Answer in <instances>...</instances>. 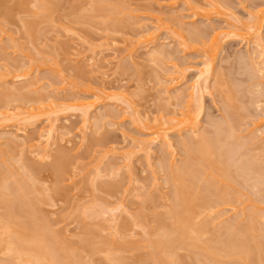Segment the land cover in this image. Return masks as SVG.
Masks as SVG:
<instances>
[{
    "label": "rangeland",
    "instance_id": "1",
    "mask_svg": "<svg viewBox=\"0 0 264 264\" xmlns=\"http://www.w3.org/2000/svg\"><path fill=\"white\" fill-rule=\"evenodd\" d=\"M208 1L190 0L188 5L184 0H42L46 7L48 6L42 10L41 4L38 5L41 1L38 0H0V109L6 107L4 110L8 109L11 113L6 117H0V135L4 133L5 135L2 136L7 135L9 137L12 133H15L16 128H22L21 125H26L25 136L34 139L38 129L46 127L50 119H56L55 122L58 125L56 142L51 146L50 157L45 155V159L44 157L41 158L42 155L39 157L40 152L37 155L38 152L33 151L36 145H33V149L29 145L37 144L36 140L29 143L26 142L24 135L23 138H19L21 135H18L17 138L19 139L15 138L16 142L11 141V144H7L3 139L0 142V177H7L8 187L13 184L16 177L26 182L29 181L31 186L27 183L30 190L33 188L28 194L30 204L18 209L21 215V218H17L18 221L21 219L19 222L38 225L44 230L45 236L48 235L47 238L51 235L49 240L52 239L51 242L55 247L65 249L64 252L67 251L69 256H73L74 262L77 261L76 264H119V261L120 264H141L144 260L145 262L142 264H161L158 257H156V255H159L160 250L158 249V251L151 244L159 237L156 235H160L165 230H170V225L175 220L171 210L174 205L173 190L180 188L182 185L184 186V181L181 184L180 179L177 182L170 179L169 169L170 167L171 169H174L172 167L177 168L180 164V167H185V161L191 159L184 152L186 148L184 149L178 142L181 139L190 138L191 135L195 138L197 132V135L200 136L205 131L210 134L213 132L211 135L208 133V137L211 136L210 138L218 135L216 145L223 146L221 150H223V154H226V161L231 158L234 159L230 160L232 162L227 161V163L229 162L226 165L227 168H224L225 170L222 172H216V174L215 172L212 173L211 170L209 172L206 168L205 172L202 171L204 167L200 169L199 173L196 171L199 178L195 177L197 180L194 179L195 185L201 184L205 188L208 186L207 182L209 181L212 185L216 183V187L209 185L212 186V188L209 187V193H200L198 200L200 201L209 196L206 197L207 201L212 199V201H216L218 194L224 190L227 195L221 194L226 202L221 200V202H218L221 205H214L216 206L214 208L213 206L211 208V205L207 203V205H202L197 209L198 213L193 215L192 224L197 228L202 225L203 228L206 221L209 222L210 219L212 225L208 224L211 228L209 231L206 228L202 229L206 232L201 233L202 238H198L200 242L197 243L196 241L197 247L194 249L187 247L186 244L185 246L184 244L177 245L173 252L176 251L171 253V256L174 254L175 259L173 258V261L176 264H210L211 262L209 263L208 259L204 260L205 254H201L204 249L201 250V246L206 245L210 239L211 244L216 242L217 246H220L218 242L224 240L227 235L229 237L233 235L231 238L236 237H234L236 245H239V242L241 243L240 248L244 243L242 241L246 243L243 244V247L249 245L246 247L251 250V257L248 259V254L246 259L245 257L238 259V255L229 258V254L226 255L225 251L223 252L220 249L221 251L218 250L215 255L218 257H216L218 264H238L239 262V264H263L264 248L261 247L263 250L259 252L256 244H264V217H262L264 215V169H261L264 168V131H262L263 128L260 131L256 130L253 121L257 120L258 116H264V90H262L264 89V64H261L260 57H256V54L252 55L254 64L251 61L252 59L249 60L251 55L249 57L247 54H251L253 52L251 48L254 47V44H251L253 40L251 37L246 35H240L238 38L227 37V40L222 43L223 47L219 49L214 61L215 68H219L215 70L217 72L223 71V78L220 79L222 84L220 83V87L215 85L217 79L211 78V83L208 84L209 88L203 90L202 104L204 106L201 110L200 127L195 134H189V131L186 130L181 133H176V130L169 131V137L174 144H177L172 147L173 150L170 149L173 153L170 150L166 153L163 151L164 149H159L160 144H153L150 150L151 155H148L150 159H148V162H146L145 151L140 150L138 146V148L136 147L140 140L147 141L150 136L148 132L141 129L138 120L145 121L148 119L152 121L153 118L161 116L165 118L174 115L180 116L179 111L186 105L188 98L186 96L175 97V93L185 89V86L197 76V69L202 67L203 61H205V44L202 40L208 39L209 36L210 39L211 33L218 29V26L223 28L229 23L226 21L227 16H231L233 19L236 18L240 22H246L250 17L255 18L250 16V14L254 15L251 10L258 9L259 4L264 3V0H222L227 5L226 8L230 7L234 12L224 10L225 5L222 4L223 7L217 6L219 13L211 12L206 14L209 15L206 18L196 16L193 7L197 5L199 9L202 6V9L205 8L204 10L211 8V11H213V1ZM51 2H54V4ZM222 15L226 16V20ZM251 19L250 21L254 20ZM118 20L119 23H117ZM229 21L232 22L233 20L229 19ZM26 22H29L28 25ZM150 22H153V24L156 22L155 25L159 24L160 26L156 30L158 40L146 44V41L142 40L145 39L142 33L151 25ZM144 23L148 26L146 29ZM237 25L236 29L240 28V25ZM151 27H149V30L153 29L154 25ZM197 28L200 29L197 30ZM190 29L194 30L195 32H193L197 36H201V32H203V35L193 39L196 38V34L191 35L188 32ZM143 30L144 32H141ZM176 30L181 31L183 40L177 36ZM139 34L143 36L142 39ZM261 36L264 40V22L262 23ZM136 38L138 44L135 42ZM139 39L143 42H140ZM186 40L191 43L195 42L196 46L194 43L195 47H191V43ZM155 47L163 51V55L160 53L161 58H157L161 60L156 61L155 59L156 62L149 54ZM240 53L241 55L238 57ZM157 56L160 57L158 53ZM175 64L177 65L176 68L174 67ZM175 69H178L180 73L174 72ZM257 69L258 71H256ZM23 71H28L27 77L24 76L26 74ZM166 72H173L171 75L174 76L179 75L181 81L174 88L172 87L173 89L170 88L167 91L165 89L168 87L170 80H167L168 75ZM21 73L24 74V77L19 76L22 75ZM219 74L222 73H218L217 76ZM33 81L36 84L28 87L27 85ZM215 86L219 88L217 87V89ZM85 87H91L94 91L84 94L82 88ZM100 87L109 95L106 97L103 94H99L100 97L94 96L93 93H97ZM120 93L126 95L125 97L130 98L135 103V108L137 107L141 116L131 113V109L124 103L117 101L120 99L118 98ZM259 94L262 95V98ZM53 95H56L55 98L59 97L60 101L64 98L67 99L69 96L76 98L81 96L87 97L88 100L93 99L94 103L97 102L93 109H90V111L92 110L90 115L97 114L100 117L99 125L96 120L93 121L92 119L95 122L94 127L92 125L89 130H86L84 142L81 141V116L79 112L73 108L62 107V105V108L57 109L58 111L49 112L53 108L50 107L52 106L49 103L51 100L48 99ZM110 95L111 97H108ZM2 97L5 100L4 102H2ZM62 97L63 99H61ZM55 100L52 99V101ZM60 101H56L58 103L55 102L57 105H54L60 106L62 103V101L59 103ZM68 102L65 105L68 106ZM69 103L71 104V101ZM191 104L194 106L196 102L192 101ZM15 111L20 112L21 115L25 114L22 117H27L25 118L27 121L20 114L13 116ZM99 114H102V117ZM11 115L14 118H9ZM29 116H32V119ZM133 118H137L135 119L136 122ZM22 120L24 122H21ZM100 126L101 128H99ZM158 150L165 153H160ZM130 151L132 152L129 153V166H126L127 160H123V156H125L123 152L127 154ZM190 159L187 162L188 164L193 163V160ZM110 163L113 164L110 165ZM110 167L114 169L111 170ZM180 167L176 169V175ZM196 172H193L194 175H196ZM204 173L208 175L212 173L214 179L212 176H208V181L202 182L204 178L202 174ZM12 176L15 177L14 180H11L13 179ZM216 176L217 178H221V176L223 178L217 180ZM186 183L188 182L186 181L185 185ZM33 184L34 186H32ZM217 187L218 191L216 190ZM8 191L10 190L7 189ZM215 194H217V197ZM118 204H121L118 209L114 212L113 210L109 211L110 208L113 209ZM1 206L0 214L4 209L3 205ZM218 206L219 208H217ZM211 209H214L213 212L210 211ZM28 210H31L34 214L32 216L31 214L27 215ZM83 211L84 213H82ZM90 211L91 213H88ZM94 212L96 216L93 214ZM218 214L223 216L216 219L217 222L220 221L221 223H215L216 220L212 219L214 215ZM230 223L232 225H229ZM247 224L249 226L253 224L251 230ZM221 225H235L237 229L235 231L234 228L228 230L226 234H224L226 230L223 229L224 231L219 232L220 236L219 233L211 234L214 229L217 230ZM245 228L249 229L246 233L245 230L247 229ZM54 229L57 231V236ZM219 238L222 239L217 242ZM88 239H90L89 242L95 244H92V251H90L91 247L87 245L89 243ZM199 244L200 246H198ZM263 244L261 245L263 246ZM205 245L202 248H205ZM253 246L257 247L253 248ZM113 248L117 249L114 250ZM112 249L116 251L114 252L115 255L120 257L117 258L119 261L117 259L114 261L115 255L113 258L110 256V254H114ZM111 251L112 253H110ZM76 252L79 254L77 255ZM153 253L158 254L153 255V257L151 255ZM3 254L0 253V260L10 256L7 253ZM6 254L7 256H5ZM80 256L79 261L76 257ZM105 256H107V260ZM227 257L229 259L226 260ZM10 259L12 258L6 260ZM3 262L5 263V261ZM10 262L12 261L7 263Z\"/></svg>",
    "mask_w": 264,
    "mask_h": 264
},
{
    "label": "bare ground",
    "instance_id": "2",
    "mask_svg": "<svg viewBox=\"0 0 264 264\" xmlns=\"http://www.w3.org/2000/svg\"><path fill=\"white\" fill-rule=\"evenodd\" d=\"M38 1H41L42 2V0H38ZM50 1V0H49ZM93 1V0H92ZM95 1V0H94ZM188 5H189V3H190V0H184ZM207 2H209L208 0H206ZM211 2H212V4H213V6H214V8L212 7V10L213 11H211V8H209V9H206V10H204L205 8L203 7V9L200 7V9H199V7H193V9H194V14L197 16V15H199V16H201V17H207V16H209V15H206V14H209V13H211V12H214V13H219V10L217 9V6H222V4L223 5H225L224 3H223V1L222 0H210ZM38 3V5L39 4H41L40 6L42 7V10H43V8L44 7H46V4L45 3ZM48 2V1H47ZM211 2H210V5H211ZM49 3V2H48ZM51 3H53L54 4V2H51ZM96 3V2H95ZM103 3V2H102ZM259 3H260V1H259ZM258 3V4H259ZM37 4V3H36ZM42 4H45V5H42ZM58 4V3H57ZM193 4V3H192ZM219 4H221V5H219ZM51 6V5H50ZM97 6V5H96ZM100 6V5H99ZM226 6L227 5H225L224 7H223V9L224 10H228V11H232V9H230V7L229 8H226ZM38 7V6H37ZM48 7V6H47ZM46 7V8H47ZM51 7H53V6H51ZM105 7V6H104ZM192 7V6H191ZM219 7V8H220ZM258 7V6H257ZM45 8V9H46ZM94 8H95V6H94ZM41 9V8H40ZM53 9V8H52ZM202 9V10H201ZM221 9V8H220ZM94 11H95V9H93ZM100 10V9H99ZM106 10H107V8H106ZM224 10H222V11H224ZM45 11V10H44ZM43 11V12H44ZM103 11H105V10H103ZM251 11H253V13L252 14H254V15H251L250 14V16H254L255 18H252V17H250V18H248V20L246 21L245 19H243L244 21H246V22H240L238 19H236V18H232L231 16L229 17V16H225L226 18H227V20H226V18L222 15V17H224L225 18V20L227 21V22H229V23H227L223 28H221V26L219 27H217L218 29H213V30H215V31H213L210 35H211V38L209 39V37H208V39H207V41H205V40H202L203 42H204V44H205V50H204V52H205V54H204V57H205V61H203L204 63L202 64V67H199V69H197V76H195L194 78H193V80L191 81V82H189V84L187 85V86H185L186 88L185 89H183V90H181V92L179 91L178 93L176 92L175 93V97H178V98H180V97H187L188 99L186 100L185 98H182V99H185L186 100V105L185 106H183L182 107V109L179 111V114H180V116H176V115H174L173 117L172 116H170V117H163V116H161V117H159V118H153L152 119V121L151 120H148V119H146L145 121L144 120H142V119H140V121L138 120V122H140L139 123V126L141 127V129L142 130H144V131H146V132H148L149 134H150V136L147 138L148 140L147 141H143V140H140L139 142H138V144L136 145V147L138 146L139 147V149L140 150H144L145 151V153H146V162H148V155H151V153H150V150L152 149V145L154 144H160V146H159V149H164L163 151H165L166 153H167V151H169L170 149H172L173 150V146L176 144H174V142L171 140V138L169 137V131H175L176 130V133H181V132H184L185 130L188 132L189 131V134H195L196 132H197V130L199 129V124H200V117L202 116V113H201V110L203 109L202 107L204 106L203 104H202V92H203V90H205V89H208L209 88V86H208V84H209V82H210V79L211 78H213V79H217L216 81H217V84H215V85H218L219 87L221 86V82H222V80H221V82H220V79H222L223 77V71L222 72H217L215 69L216 68H218V67H216L215 68V59H216V56H217V53L219 52V49L221 48V47H223V45H222V43H224L225 42V40H227V37H229V38H238V36H240V35H246V36H248V37H251L253 40H252V45L254 44V47L253 48H251L252 47V45L250 44V48L251 49H253L252 51V53L250 54V53H248L247 55H249V57H250V55H251V57H252V55L254 54H256V57H260L259 59L261 60H258V58H255V59H257L258 61H260L261 62V64L263 63L264 64V40H263V38H262V36H261V28H262V23L264 22V3L262 2L261 4H259V8L257 9H253V10H251ZM113 12V11H112ZM232 12H234V11H232ZM251 13V12H250ZM106 14H108V15H110L109 13H106ZM44 15V14H43ZM203 15V16H202ZM237 15V14H236ZM115 16V15H114ZM239 17V16H238ZM108 18V17H107ZM112 18V17H111ZM117 18V17H116ZM159 18V17H158ZM240 18V17H239ZM256 19L255 21L254 20H252V19ZM114 19V18H113ZM120 19V18H119ZM229 19L230 20H233V21H235L234 23H232V22H230L229 21ZM250 19L252 20V21H250ZM111 21H113V20H111ZM115 21V20H114ZM120 21H121V19H120ZM123 21V20H122ZM125 22V21H124ZM29 23V22H28ZM28 23L26 22V24L28 25ZM116 23V22H115ZM117 23H119V20H118V22ZM122 23V22H121ZM151 23V22H150ZM155 23L156 22H154V24H153V22L151 23V25H149V27H151V26H153L154 25V27H153V29H151V30H149L150 28L147 26V24L146 23H144L143 25H145V29H146V27H148L147 28V30L144 32V30L143 31H141V32H144V33H142V35H144V38L145 39H142L143 38V36L142 35H140V38L147 44L148 42H150V43H154V42H156L155 40L157 39L156 38V30L160 27L159 26V24L156 26L155 25ZM153 24V25H152ZM237 24H239L240 25V28H238V29H236L237 27H238V25ZM222 25V24H221ZM113 26H115L114 24H113ZM157 28H156V27ZM226 26H228V27H226ZM197 27H200V26H197ZM214 27H216V26H214ZM29 28H30V25H29ZM152 28V27H151ZM213 28V27H212ZM234 28V29H233ZM193 29H194V27H193ZM196 29V28H195ZM198 29H200V28H197V30ZM209 29H211V28H209ZM240 29V30H239ZM196 30V31H197ZM202 30H203V28H202ZM239 30V31H238ZM194 30H192V29H190L188 32L191 34V35H194V34H196V33H194L193 32ZM209 32H210V30H208ZM240 31H242V32H240ZM176 32V34H177V36L179 37V38H181L182 40L184 39L183 38V35L181 34V31L180 30H176L175 31ZM192 32V33H191ZM199 33L201 32V31H198ZM194 33V34H193ZM202 33V35H203V32H201ZM206 33V32H205ZM208 33V32H207ZM138 35V36H139ZM201 35V34H200ZM201 35V36H202ZM205 35V34H204ZM142 36V37H141ZM190 36V35H189ZM199 36V35H198ZM197 34L195 35V37L196 38H193V39H197ZM201 36H199V37H201ZM207 36V35H206ZM237 36V37H236ZM198 37V38H199ZM192 38V37H191ZM203 38V37H202ZM201 38V39H202ZM240 38V37H239ZM141 39H139V41L140 42H143ZM186 39V38H185ZM204 39V38H203ZM158 40V39H157ZM189 40H191V39H189ZM189 40H186V41H188L189 42ZM246 40H248V39H246ZM246 40H245V42H246ZM196 41V40H195ZM198 41V40H197ZM137 44H138V40H137V38H136V41H135ZM193 42V41H192ZM199 42H201L200 40H199ZM202 42V43H203ZM144 43V44H145ZM189 43H191V42H189ZM195 42H193V43H191L190 45H192L191 47H193ZM141 44V43H140ZM145 44V45H146ZM188 44V43H187ZM150 45V44H149ZM155 45V44H154ZM183 45H184V43H183ZM248 45V44H247ZM185 47H186V45H184ZM189 46V45H188ZM195 46H196V43H195ZM194 46V47H195ZM1 47V46H0ZM148 47V46H147ZM160 47V46H159ZM190 46H189V48H191ZM145 48V47H144ZM163 48V47H162ZM161 48V49H162ZM247 48V47H246ZM192 49V48H191ZM163 50V49H162ZM250 50V49H249ZM248 51V50H247ZM157 53H158V55L160 56V53H161V55H163L162 53H163V51H161L160 49H158V48H154L153 49V51L152 52H150L149 54H151L152 55V59L155 61V59H156V61L158 60L157 58H161V56L160 57H158L157 56ZM164 54H165V51H164ZM167 54V53H166ZM219 55V54H218ZM241 55V53L238 55V57ZM1 56V55H0ZM244 56H245V54H244ZM149 57H150V55H149ZM237 57V58H238ZM248 57V56H247ZM249 58V60L250 59H252L251 61L253 62V64H254V59H253V57L252 58ZM150 59V58H149ZM151 59V60H152ZM244 59V58H243ZM159 60H161V59H159ZM158 60V61H159ZM256 60V61H257ZM155 61V62H156ZM252 65V64H251ZM260 65V64H259ZM176 64H175V68H176ZM250 66V65H249ZM255 66V65H254ZM254 66H253V69H254ZM219 69V68H218ZM252 69V70H253ZM221 70V69H220ZM224 70V69H223ZM255 70V69H254ZM217 72V74L218 73H222L221 75L219 74L218 76H217V74H216V72ZM256 71H258V69L256 70ZM24 72V74H26V75H24V74H22V75H19V76H21V77H27L28 75V71H23ZM174 72H179L178 71V69H175L174 70ZM254 72V71H253ZM260 72H261V69H260ZM171 73H173V72H166V74L168 75V77H167V80H170V82L167 84L168 85V87H166V91L167 90H170V88H174V86H176V85H178L181 81L179 80V78H180V76L179 75H177V76H174V75H171ZM180 73V72H179ZM24 75V76H23ZM18 76V77H19ZM21 77H19V78H21ZM24 80V79H23ZM37 81V80H36ZM39 81V80H38ZM180 81V82H179ZM39 83V82H38ZM178 83V84H177ZM211 83V82H210ZM216 83V82H215ZM221 83V84H220ZM35 84H36V82H35ZM34 84V81L33 82H31V83H29L27 86L29 87V86H32V85H35ZM25 85V86H26ZM218 86H215L216 88L218 87ZM34 87V86H33ZM165 87V86H164ZM208 87V88H207ZM218 87V88H219ZM20 88V87H19ZM24 88V87H23ZM172 88V89H173ZM217 88V89H218ZM264 88V87H263ZM96 89V88H95ZM8 90V89H7ZM35 90V89H34ZM262 90H264V89H262ZM261 90V91H262ZM32 91V90H31ZM39 91V90H38ZM92 91H94L93 90V88H91V87H85V88H82V92L85 94V93H87V92H91L92 93ZM260 91V92H261ZM8 92H9V90H8ZM29 92V91H28ZM10 93H12V92H10ZM25 93V92H24ZM38 93H40V92H38ZM96 93V92H95ZM95 93H93L94 94V96L95 95H97V96H99L100 97V95H102L103 94V96L104 97H106L107 95H109V93H106L104 90H103V88H99L98 89V92L95 94ZM122 93V92H121ZM120 93V94H121ZM263 93H264V91H263ZM9 94V93H8ZM100 94V95H99ZM119 94V96L120 97H118V98H120V99H118V98H116V99H118L117 101L118 102H122V103H124L129 109H131V113H134V114H139V116H141L140 114L141 113H139L138 112V109H137V107L135 108V103L134 102H132L131 100H130V98H128V97H125L124 95H120ZM2 96H3V94H1ZM10 95V94H9ZM8 95V96H9ZM39 95V94H38ZM259 95H261V94H259ZM7 96V97H8ZM41 96V95H40ZM54 96H56V95H53V96H51L50 97V99H48V100H51L49 103L52 105V106H50V104L49 103H47V104H49V106L51 107V108H53V109H51L49 112L50 113H52V112H56V111H58L57 109H59V108H62V107H65V108H67V107H69L70 109L71 108H73V109H75V111H77V112H79V114H80V116H81V120H80V124H81V127H80V130H81V134L80 135H82V138H81V141L82 142H84V140H85V138H86V130L88 129L89 130V128L92 126V127H94V123L95 122H93V121H95L96 120V123L98 124L99 123V116H97V114H95V115H90V112L92 111H90V109L92 108L93 109V107L96 105V103H94V101H92V100H88V98L87 97H68L67 99H63V97L61 98V99H63L64 101H65V103L67 104V102L69 101V98H70V101H71V104L68 102V106L67 105H65V103L63 102V100H61L62 101V103L64 104V106H63V104L61 103V101L59 100V97H54ZM174 96V95H173ZM6 97V98H7ZM49 97V96H48ZM108 97H111V95L110 96H108ZM260 97V96H259ZM263 97H264V94H263ZM1 98V97H0ZM37 98H39V97H37ZM56 100H55V99ZM85 98H86V100H85ZM122 98V99H121ZM261 98H262V95H261ZM2 99H3V97H2ZM52 99L53 100H55V101H52ZM100 99V98H99ZM264 99V98H263ZM122 100V101H121ZM2 101V100H1ZM5 100L3 99V101L2 102H4ZM56 101H60L59 103H61L60 104V106H55V105H57L56 103H58V102H56ZM182 101V100H181ZM192 101L194 102H196V105H194L193 106V104H191L192 103ZM56 102V103H55ZM260 102H262V101H260ZM259 102V103H260ZM185 103V102H184ZM55 104V105H54ZM69 104H70V106H69ZM94 104V105H93ZM182 104V103H181ZM261 104H263V103H261ZM0 105H1V103H0ZM2 105H3V103H2ZM53 105H54V107H53ZM61 105H62V107H61ZM123 105V104H122ZM259 105V104H258ZM8 106V105H7ZM49 106H47L48 108H49ZM1 107V106H0ZM54 108H56V109H54ZM4 109H6V107L5 108H3V109H0V117L1 118H3V117H6L7 115H9V110L7 109V110H4ZM3 110V111H2ZM56 110V111H55ZM15 112H16V115H15ZM13 114V116H18L17 114H20L21 115V113L19 112H17V111H15ZM28 113V112H27ZM29 113H31V112H29ZM49 113V114H50ZM114 113V112H113ZM200 113H201V115H200ZM11 114V113H10ZM105 114V113H104ZM174 114H176V113H174ZM19 115V116H20ZM22 115H25V114H22ZM22 115H21V117H22ZM99 115H101V117H102V114H99ZM110 115V114H109ZM112 115V114H111ZM93 116H95V117H93ZM137 117H138V115H136ZM176 116V117H175ZM12 117V115L9 117V118H11ZM31 117V119H32V116H29V118ZM12 118H14V117H12ZM23 119H25V118H27V117H25V116H23L22 117ZM141 118V117H140ZM18 119V118H17ZM92 119H93V121H92ZM134 119V118H133ZM135 119H137V118H135ZM134 119V120H135ZM139 119V118H138ZM9 120V119H8ZM21 120V119H20ZM26 121H27V119H25ZM56 120V119H55ZM55 120L52 118V119H50L49 120V123H47L46 124V127L44 126V127H42L40 130L38 129V131L36 132L37 134L34 136V139H32V137H31V139L30 138H27L25 135H26V128H25V126L26 125H21V126H23L22 128L20 127V128H16L15 129V133H12V137L11 136H2V135H5L4 133L2 134V135H0V142H2V140L3 139H5V143H7V144H9L11 141L12 142H16L17 140H15V138L16 139H19V138H23V135H24V137L26 138V142L28 141L29 143H32V142H30V141H32V140H34V142H35V140H36V143L37 144H29L30 145V147L33 149V147L35 146L36 148H34L33 149V151H36V153H37V155H39V152L41 153L40 154V156L39 157H41V155H42V157L41 158H43L44 157V159H45V157L46 156H49L50 157V152H51V146H52V144L54 145L55 144V137H56V132H57V129H58V125L56 124V122H55ZM225 120V119H224ZM31 121H33V120H31ZM228 121V120H227ZM21 122H24V120H22ZM135 122H136V120H135ZM222 122H224V121H222ZM18 123H20V122H18ZM27 123V122H26ZM230 123V122H229ZM22 124V123H21ZM96 124V125H97ZM101 124H102V121H101ZM100 124V125H101ZM212 124V123H211ZM253 124H254V126L257 128L256 130H258V131H260V129H262V131H264V116L262 115V117L260 116H258L257 117V120L255 119V121H253ZM18 125V124H17ZM96 125H95V128H96ZM99 125V124H98ZM97 125V126H98ZM217 125V124H216ZM215 125V126H216ZM226 125V124H225ZM19 126V125H18ZM80 126V125H79ZM138 126V125H137ZM15 127V126H14ZM212 128H213V125L211 126ZM229 127H231L230 125H229ZM254 127V128H255ZM79 128V127H78ZM99 128H101V126L99 127ZM214 128H216V127H214ZM92 130H93V128H91ZM230 129H232V128H230ZM98 130V129H97ZM184 130V131H183ZM13 131V130H12ZM16 131H18V132H16ZM223 131V130H222ZM261 131V132H262ZM88 132V131H87ZM203 132V131H202ZM94 133V132H93ZM209 133V132H208ZM208 133L205 131V133H203V134H201L200 136H198L197 134H198V132H197V137H196V135H195V138H194V136L192 137V135L190 136V138H186V139H179L180 141L178 142V144L179 145H182L183 147H184V149L186 148V151H184V152H186V154H188V155H186V156H190L191 157V161L193 160V163H191L190 162V164H188L187 162H189V159L187 160V162L185 161V163L187 164H185L184 163V165H185V167L183 166V167H180L181 166V164L177 167V168H179L180 167V169H179V172L177 173V175L175 174L176 172H177V168L176 167H172V168H174V169H171V167H170V169H169V176L171 177L170 179H173V180H176V182H177V180H179L180 179V183L182 182V181H184L183 182V184H184V186L182 185L180 188L178 187V188H176V189H174L173 190V197H174V205H173V209H171L173 212H172V214H173V216H174V221H172L173 223H171V225H170V230L168 229V230H163L164 232L163 233H161L160 235H156V236H159L158 238H157V240L155 239V241H152V244H151V246H153L155 249H159L161 252H162V254H161V252L159 251V255H161V256H159V255H156V257H158V260L161 262V264H176L174 261H173V258H174V254H172V256H171V253L173 252V250L174 249H176L175 247L178 245H180V244H184V246H185V244L186 245H188L187 247H192L193 249L195 248V247H197V244H196V241H197V243H199L200 241H199V239L200 238H202L201 236V233H205L206 231H203L202 229H208L207 231H209V229L211 228V227H209V224L208 223H210V219H209V222H208V220L206 221V223L204 224V227L202 228V225L200 226V227H198L197 228V226H194L193 224H192V217H193V215H195V214H197L198 212H197V209L198 208H200L202 205L204 206V205H207V203H208V205H211V208H212V206H213V208L214 207H216V206H214V205H219V203L218 202H221V200L222 201H224V199H223V196H222V194L221 193H223L224 195H227V194H225V192H224V190H222V192H218L219 194H218V199H216V201L214 200V201H212V200H206V197H205V199H202V200H198L199 199V197H198V195L200 194V193H209L210 192V188L209 187H211L212 188V186H215L216 187V183H213V185L210 183V181L209 182H207L208 181V176H212L213 177V179H214V176L212 175V173H214L215 172V174H216V172H222V171H224L225 169L224 168H227V164H229V162L227 163V161H230L231 159L233 160L234 158H231L230 160H227L226 161V159H227V157L225 158V156H226V154H223L222 152H223V150H221L222 149V147H220V146H218V145H216V142L218 141L217 139H218V135H216V137H214V138H210L211 136V134L213 133H209L210 135V137H208ZM260 133V132H259ZM263 133V132H262ZM1 134V133H0ZM8 135H9V133H7ZM11 134V133H10ZM14 134V135H13ZM206 134V135H205ZM218 134V133H217ZM18 135H21L20 137L18 136ZM34 135V134H33ZM221 135V134H220ZM30 136V135H29ZM32 136V135H31ZM17 137H19V138H17ZM192 137V138H191ZM213 137V136H212ZM107 138V137H106ZM228 138V137H227ZM57 139V138H56ZM79 139V138H78ZM212 139V140H211ZM223 139V138H222ZM226 139V138H225ZM22 140H24V139H22ZM25 141V140H24ZM93 141V140H92ZM97 141V140H96ZM220 141H221V138H220ZM11 142V143H12ZM225 142V141H224ZM10 143V144H11ZM20 143H22V142H20ZM59 143V142H58ZM77 143V142H76ZM81 144V143H80ZM222 144V143H221ZM34 145V146H33ZM177 145V144H176ZM225 145V144H224ZM158 146V145H157ZM239 146V145H238ZM50 147V148H49ZM54 147V146H53ZM137 147V148H138ZM177 147V146H176ZM31 148H30V150H31ZM175 148V147H174ZM166 149H168V150H166ZM183 149V148H182ZM227 149H228V147H227ZM1 150H2V148H1ZM153 150H154V147H153ZM161 150V151H162ZM172 150H170V151H172ZM159 151V150H158ZM169 151V152H170ZM233 151V150H232ZM58 152L60 153V151L58 150ZM132 151H130V152H126L127 154H125L124 152H123V155H125V156H123V160L124 159H126L127 160V162H126V166H129V164H128V160L130 159V154L129 153H131ZM160 152V151H159ZM165 152H160V153H165ZM168 152V153H169ZM153 153V152H152ZM172 153H173V151H172ZM226 153V152H225ZM237 153V152H236ZM230 154V153H229ZM234 154V153H233ZM44 155V156H43ZM46 155V156H45ZM60 155V154H59ZM231 156V155H230ZM59 157V156H58ZM150 157V156H149ZM167 157V156H166ZM234 157V156H233ZM48 158V157H47ZM60 158V157H59ZM168 158H170V157H168ZM229 158V157H228ZM58 159V158H57ZM60 160V159H59ZM150 160V159H149ZM184 160H186V159H184ZM245 160V159H244ZM56 161V160H55ZM58 161V160H57ZM62 161V160H61ZM239 161H241V160H239ZM249 161H252V160H249ZM255 161V160H254ZM59 162V161H58ZM230 162H232V161H230ZM55 163V162H54ZM149 163H150V161H149ZM171 163V162H170ZM255 163V162H254ZM259 163V162H258ZM113 164V163H112ZM111 163H110V165H112ZM183 164V163H182ZM233 164V163H232ZM237 164V163H236ZM239 164V163H238ZM59 165V164H58ZM114 165H116V164H114ZM114 165H113V167H114ZM168 165H169V163H168ZM193 165V166H192ZM248 165H250V164H248ZM56 166H57V163H56ZM161 166V165H160ZM201 166V167H200ZM237 166V165H236ZM258 166V165H257ZM162 167V166H161ZM166 167V166H165ZM204 167V169L202 170V171H204L205 170V168H206V170H208L209 172H210V170H211V172L212 173H210V175H208L207 173L204 175V174H202L203 176H204V178H203V180H202V182H207L208 183V186L207 187H205V188H203L202 186H201V184H199V185H195V183H194V181L196 180V178L198 177L199 178V174H197V172L199 173L200 172V169L201 168H203ZM232 167V166H231ZM240 167V166H239ZM238 167V168H239ZM55 168V167H54ZM115 168V167H114ZM114 168H112V167H110V169L112 170V169H114ZM120 168V167H119ZM193 168V169H192ZM241 169H242V167H240ZM248 168V167H247ZM246 168V169H247ZM61 169V168H60ZM240 169V170H241ZM257 169V168H256ZM261 169H264V168H261ZM63 170V169H62ZM61 170V171H62ZM184 171V173L182 174V172ZM227 170V169H226ZM239 170V171H240ZM1 171V170H0ZM57 171V170H56ZM195 173L196 171V175H194V173ZM201 171V172H202ZM244 171H246V170H244ZM244 171H242V172H244ZM60 172V171H59ZM181 172V173H180ZM205 172V171H204ZM208 172V173H209ZM238 172V171H237ZM250 172V171H249ZM252 172V171H251ZM263 172V171H262ZM3 173V172H2ZM18 173V172H17ZM203 173V172H202ZM227 173V172H226ZM246 173V172H245ZM248 173V172H247ZM178 174H180V175H178ZM225 174V173H224ZM241 174V173H240ZM249 174V173H248ZM11 175H13L12 173H11ZM18 175V174H17ZM17 175H14V176H17ZM19 175H20V173H19ZM198 175V176H197ZM244 175V174H243ZM250 175V174H249ZM10 176V175H9ZM25 176V175H24ZM248 176V175H247ZM263 176V175H262ZM196 177V178H195ZM200 177H201V175H200ZM1 179H0V206L1 205H3V212H2V214H0V251L2 250L3 252H0V253H7L8 255H10V256H7V254L5 255V256H7V258L6 259H9V258H12V259H10V260H6V259H4V260H0V264H17L18 262V264H76L77 263V261L76 262H74V258H73V256H69L68 255V252L67 251H65L64 252V250L65 249H61V248H57V247H55L54 246V244L51 242V238H50V240H49V237L51 236H49L48 238H47V236H45L46 234L44 233V230L43 229H41L40 227H38V225H34L33 223H24V222H19V221H21V219H19V221H18V217H20L21 215L19 214V212H18V209L19 208H22L24 205H27V204H30V200L28 199L29 198V192L33 189L32 187V189L30 190V187L28 186V183H29V181H25V180H20V179H17L18 177H16V179H15V177H13L12 176V178L13 179H11V180H14L15 179V181L13 182V184H10L9 186L10 187H8V184L9 183H6V182H8L7 181V177L5 178V176H2V177H0ZM197 178V179H198ZM216 178H217V176H216ZM221 178H223L222 176H221ZM221 178H217V180L218 179H220L221 180ZM229 178V177H228ZM243 178V177H242ZM195 179V180H194ZM210 179V178H209ZM10 180V181H11ZM216 180V181H217ZM226 181H228L227 179H225ZM244 180V179H243ZM247 180V179H246ZM259 180V179H258ZM31 181V180H30ZM188 182V183H186V185H185V182ZM197 181V180H196ZM257 181V180H256ZM255 181V182H256ZM200 182V181H199ZM259 182V181H258ZM263 182V181H262ZM261 182V183H262ZM32 183V182H31ZM179 183V182H178ZM178 183H177V185H178ZM219 183V182H218ZM245 183V182H244ZM30 184V183H29ZM182 184V183H181ZM204 184V183H203ZM226 184V183H225ZM176 185V186H177ZM209 185H212V186H209ZM221 185V184H220ZM224 185V184H223ZM30 186H31V184H30ZM32 186H34V184L32 185ZM179 186V185H178ZM217 186H219V185H217ZM214 187V188H215ZM10 188V189H9ZM228 188V187H227ZM231 188V187H230ZM6 189V190H5ZM7 189L8 190H10V191H8L7 192ZM218 189V187L216 188V190ZM193 190V191H192ZM5 191H6V193H5ZM218 191V190H217ZM217 191H216V193H217ZM221 191V190H220ZM172 192V191H171ZM235 193V192H234ZM8 196H7V195ZM221 194V195H220ZM216 195V197H217V194H215ZM209 197V196H208ZM207 197V198H208ZM231 197H232V195H231ZM202 198V197H201ZM222 198V199H221ZM224 198H226L225 196H224ZM228 198H230V197H228ZM210 199V198H209ZM229 200V199H228ZM207 201V202H206ZM213 202H215V203H213ZM217 202V203H216ZM224 202H226V200L224 201ZM15 203V204H14ZM204 203V204H203ZM212 203V204H211ZM227 203H229V202H227ZM251 204H253V203H251ZM221 205V204H220ZM219 205V206H220ZM254 205H255V203H254ZM121 206V204H118L115 208L113 207V209H111L110 208V210L109 211H111V210H113V212H114V210H116V209H118L119 207ZM172 206V205H171ZM219 206L217 207V208H219ZM2 207V206H1ZM32 207V206H31ZM221 208V207H220ZM260 208V207H259ZM256 209H257V207H256ZM206 210V209H205ZM214 210V209H213ZM213 210L211 209L210 211H212L213 212ZM263 210V209H262ZM261 210V211H262ZM92 211V210H91ZM91 211L90 212H88V213H91ZM96 211V210H95ZM108 211V212H109ZM218 211V210H217ZM255 211V210H254ZM264 211V210H263ZM171 212V211H170ZM212 212H211V214H212ZM219 212V211H218ZM222 212V211H221ZM237 212V211H236ZM252 212H253V210H252ZM82 213H84V211L82 212ZM112 213V212H111ZM215 214H216V211L214 212ZM223 213V212H222ZM30 215L31 214V216L34 214L31 210H28L27 211V215ZM93 214H95V212L93 213ZM201 214V213H200ZM234 214V213H233ZM235 214H237V213H235ZM242 214H243V212H242ZM241 214V215H242ZM250 214V213H249ZM253 214V213H252ZM223 215H224V213H223ZM92 216V215H91ZM95 216H96V214H95ZM216 216V217H215ZM219 216V217H218ZM221 216H222V214L220 215V214H218V215H214L213 217H212V219H214V221L216 220V219H220L221 218ZM250 216V215H249ZM262 216V215H261ZM81 217H85V216H81ZM93 217H94V215H93ZM112 217V216H111ZM116 217V216H115ZM223 217V216H222ZM233 217V216H232ZM251 217V216H250ZM255 217V216H254ZM262 217H264V215L262 216ZM21 218V217H20ZM37 218V217H36ZM139 218V217H138ZM211 218V217H210ZM260 218V217H259ZM140 219V218H139ZM243 219V218H242ZM253 219V218H252ZM264 219V218H263ZM141 220V219H140ZM163 220V219H162ZM238 220V219H237ZM256 220V219H255ZM81 221V220H80ZM200 221V220H199ZM230 221V220H229ZM257 221V220H256ZM261 221V220H260ZM32 222V221H31ZM213 222V221H212ZM220 222V221H219ZM219 222H217V220L215 221V223H219ZM238 222V221H237ZM248 222V221H247ZM253 222V221H252ZM263 222V221H262ZM214 223V222H213ZM221 223V222H220ZM249 223V222H248ZM85 224V223H84ZM202 224V223H201ZM211 224V223H210ZM239 224H241V223H239ZM264 224V223H263ZM157 225H158V223H157ZM212 225V224H211ZM229 225H232L231 223L229 224ZM229 225H226V226H224V225H221V226H219V228L216 230V229H214V231L212 232V230H211V234H213V235H215V234H218L219 232L221 233V231L224 229V230H226V231H224L223 233L224 234H226V232L229 230H232L233 228H234V231H235V229H237V228H235V225H233V226H229ZM248 225V224H247ZM247 225H246V227H247ZM253 225V224H252ZM251 224H250V230H251V226H252ZM259 225V224H258ZM256 226H257V224H256ZM262 226V225H261ZM85 227V226H84ZM196 227V228H195ZM208 227V228H207ZM237 227V226H236ZM255 227V226H254ZM259 227V226H258ZM257 227V228H258ZM163 229H165V228H163ZM242 229H244V228H242ZM245 229H247V230H245V233L246 232H248V228H245ZM252 229H253V227H252ZM46 230V229H45ZM55 230V229H54ZM92 230H93V228H92ZM91 230V231H92ZM97 230V229H96ZM159 230H161V229H159ZM202 230V232H200ZM56 231V230H55ZM87 231V230H86ZM88 231H90V230H88ZM95 231V230H94ZM117 231V230H116ZM239 231V230H238ZM30 232H32V233H30ZM157 232V231H156ZM155 232V233H156ZM200 232V233H199ZM252 232H254V231H252ZM255 232H256V230H255ZM51 233V232H50ZM93 233V232H92ZM91 233V234H92ZM215 233V234H214ZM220 233H219V236H220ZM233 233V232H232ZM241 233V232H240ZM262 233V232H261ZM148 234V233H147ZM195 234V235H194ZM197 234H198V236H197ZM209 234V233H208ZM228 234V233H227ZM235 234H237V233H235ZM243 234V233H242ZM250 234H251V231H250ZM94 235H96V234H94ZM98 235V234H97ZM115 235V234H114ZM200 235V236H199ZM230 235H231V232H230ZM241 235V234H240ZM56 236H57V231H56ZM99 236V235H98ZM116 236V235H115ZM196 236V237H195ZM228 236V237H227ZM226 237H225V239L223 240L222 238V241L221 242H218V241H220L221 239L219 238L218 240H217V242L219 243V245L220 246H217V244H216V242H215V244H216V246H214L213 244H211V239L210 240H208L207 241V244L205 245V244H203V245H205V248H202V246H201V250L202 249H204V251H203V253L201 252V254L203 255V254H205L204 255V260H207L209 263L211 262L212 264H218L219 262H217V256H215L216 255V253H217V251L219 250V251H221V250H223V252L225 251V253H226V255L227 254H229V258L230 257H232V256H234V255H238V259L239 258H244L245 257V259H246V256H248V254H249V256L247 257L248 259H249V257H251L250 256V254H251V250H249V248L248 247H246V246H249V245H244V247H243V244H246L245 243V241H242V242H244V243H242V246H241V248H240V242L238 243L239 245H236L237 243H235V241L234 240H236L234 237L233 238H231L233 235H231V237H229V235H227ZM238 236V235H237ZM248 236H249V234H248ZM89 237H90V235H89ZM212 237V236H211ZM216 237H217V235H216ZM244 237V236H243ZM250 237V236H249ZM62 238V237H61ZM86 238V237H85ZM114 238V237H113ZM149 238V237H148ZM199 238V239H198ZM241 238V237H240ZM254 238V237H253ZM115 239V238H114ZM145 239V238H144ZM143 239V240H144ZM150 239V238H149ZM152 239H154V238H152ZM213 239V238H212ZM238 239H239V237H238ZM246 239V238H245ZM244 239V240H245ZM251 239H252V237H251ZM60 240H62V239H60ZM94 240V239H93ZM97 240V239H96ZM108 240V239H107ZM112 240V239H111ZM205 240H207V239H205ZM204 240V241H205ZM215 240V239H214ZM243 240V239H242ZM64 241V240H63ZM83 241V240H82ZM88 242L90 241V239H88L87 240ZM101 241V240H100ZM66 242V241H65ZM84 242V241H83ZM93 242V241H92ZM105 242H106V240H105ZM146 242V241H145ZM208 242H210V243H208ZM223 242V243H222ZM250 242H251V240H250ZM254 242V241H253ZM261 242V241H260ZM262 242H263V240H262ZM58 243H59V241H58ZM63 243V242H62ZM111 243V242H110ZM143 243V242H142ZM147 243V242H146ZM249 243V242H248ZM70 244V243H69ZM90 244V245H89ZM92 244H94V243H91V242H89L87 245L88 246H90L91 248V250L90 251H92ZM97 244V243H96ZM148 244V243H147ZM201 244H202V242H201ZM256 244V243H255ZM261 244H263V243H257L256 245L258 246H255V247H257V248H259V252L261 251V250H263V248H264V244H263V246L261 245ZM68 245V244H67ZM84 245V244H83ZM95 245V244H94ZM252 245H254V244H252ZM58 246V245H57ZM66 246V245H65ZM68 246H71V245H68ZM85 246V245H84ZM84 246H83V248H84ZM109 246V245H108ZM112 246V245H111ZM131 246V245H130ZM137 246V245H136ZM183 246V245H182ZM198 246H200V244L198 245ZM82 247V246H81ZM152 247V248H153ZM204 247V246H203ZM251 247V246H250ZM254 246H253V248H255ZM261 247H263V248H261ZM62 248H64V247H62ZM68 248V247H67ZM85 248H86V246H85ZM102 248H104V247H102ZM108 248V247H107ZM147 248V247H146ZM151 248V249H152ZM178 248V247H177ZM191 248V249H192ZM244 248V249H243ZM256 248V249H257ZM261 248V249H260ZM94 249V248H93ZM95 249H96V246H95ZM94 249V250H95ZM114 250H116L115 248H113ZM112 249V251H113V253L114 252H116V251H114ZM149 249V248H148ZM221 249V250H220ZM85 250V249H84ZM86 250H87V248H86ZM109 250V249H108ZM105 251V250H104ZM103 251V252H104ZM112 251L110 252V253H112ZM176 251V250H175ZM174 251V252H175ZM198 251V250H197ZM250 253H249V252ZM106 252V251H105ZM104 252V253H105ZM151 252H153V250H151ZM173 252V253H174ZM194 252V251H193ZM222 252V253H223ZM77 253V255L79 254L78 252H76ZM109 252H108V254H110ZM197 253H200V252H197ZM75 254V253H74ZM107 254V253H106ZM150 254V253H149ZM155 254H158V253H153V254H151L152 256L153 255H155ZM208 254V255H207ZM258 254V253H257ZM4 255V254H3ZM2 255V256H3ZM114 255H115V253L114 254H110V256H112V258L114 257ZM176 255H177V253H176ZM109 256V255H108ZM116 256V255H115ZM241 256V257H240ZM106 257V260H107V256H105ZM104 257V258H105ZM154 257V256H153ZM180 257V256H179ZM178 257V258H179ZM194 257H196V256H194ZM199 257V256H198ZM207 257H209V258H207ZM217 257V258H216ZM237 257V256H236ZM236 257H234V258H236ZM257 257V256H256ZM77 259H79V261H80V258H81V256L80 257H76ZM119 259L120 257H114V261L116 260V259ZM181 258V257H180ZM222 258V257H221ZM225 258V257H224ZM228 257L226 258V260L227 259H229ZM2 259V258H1ZM110 260H111V257L109 258ZM117 259V261H119ZM175 259V258H174ZM203 259V258H202ZM247 259V261H249ZM259 259V258H258ZM261 259V258H260ZM113 260V259H112ZM157 260V259H156ZM203 260V261H204ZM219 260V259H218ZM225 260V259H224ZM3 261H5V263L3 262ZM8 261H12V262H10V263H7ZM122 261V260H121ZM143 261V260H142ZM173 261V262H172ZM233 261V260H232ZM246 261V260H245ZM246 261V262H247ZM259 261V260H258ZM143 262H145V260L143 261ZM142 262V263H143ZM244 262V261H243ZM121 262L119 261V264H120ZM141 263V264H142ZM202 263V262H201ZM210 263V264H211ZM224 263V262H223ZM229 263V262H228ZM240 263V262H239ZM238 263V264H239ZM83 264V263H82ZM87 264V263H86ZM237 264V263H236ZM248 264V263H247ZM250 264V263H249ZM263 264H264V262H263Z\"/></svg>",
    "mask_w": 264,
    "mask_h": 264
}]
</instances>
